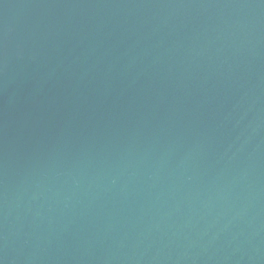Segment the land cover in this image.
<instances>
[{
    "label": "water",
    "instance_id": "water-1",
    "mask_svg": "<svg viewBox=\"0 0 264 264\" xmlns=\"http://www.w3.org/2000/svg\"><path fill=\"white\" fill-rule=\"evenodd\" d=\"M0 264H264V0H0Z\"/></svg>",
    "mask_w": 264,
    "mask_h": 264
}]
</instances>
